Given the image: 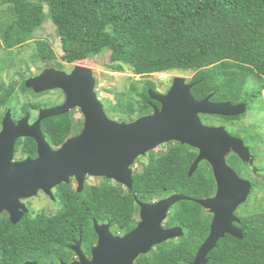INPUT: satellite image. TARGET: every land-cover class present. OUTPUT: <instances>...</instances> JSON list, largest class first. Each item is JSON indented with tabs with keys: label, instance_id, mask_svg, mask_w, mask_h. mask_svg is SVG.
Returning a JSON list of instances; mask_svg holds the SVG:
<instances>
[{
	"label": "trees",
	"instance_id": "16d2710c",
	"mask_svg": "<svg viewBox=\"0 0 264 264\" xmlns=\"http://www.w3.org/2000/svg\"><path fill=\"white\" fill-rule=\"evenodd\" d=\"M42 1L0 0V7L6 6L9 11L0 19V49L29 43L48 16L60 39L62 62H92L106 53L105 69L113 73L128 71L143 80L132 81L126 92L116 93L115 103L106 102L105 113L113 120L132 122L152 113L153 106L159 108L147 93L149 89L157 92L156 85L145 79L175 70L193 73L187 82L194 83L191 94L196 100L211 95V101L245 103L246 109L255 100L264 101V0ZM34 43L35 59L44 64V59L55 61L46 41ZM21 89L26 91L24 84ZM3 93L9 95L7 90ZM209 118L230 125L241 119ZM80 128L69 113L40 123L42 135L53 149ZM229 134L242 138L255 155L250 139L257 135L247 130ZM15 147L22 156H35L32 139H20ZM165 148L150 152L147 162L133 172L131 191L106 179L97 185H85L75 194L62 185L56 194L61 211L51 220L38 217L36 227L22 230L0 216V264L57 262L78 236L89 250L96 239L93 220L109 224L113 234H124L136 226L137 202L150 203L172 194L188 200L170 209L163 226L179 227L183 236L156 246L134 264H190L208 236L212 219L193 200L212 196L215 182L204 161L188 176L197 156L195 149L175 142ZM238 162L234 155L227 159L229 165ZM238 219L234 224L242 230V238L225 235L207 254L206 264H264V212H251Z\"/></svg>",
	"mask_w": 264,
	"mask_h": 264
},
{
	"label": "water",
	"instance_id": "95a60500",
	"mask_svg": "<svg viewBox=\"0 0 264 264\" xmlns=\"http://www.w3.org/2000/svg\"><path fill=\"white\" fill-rule=\"evenodd\" d=\"M46 62V69L27 79L24 86L36 93L59 89L65 100L59 106L41 109L32 125L28 124V115L16 125L11 123L8 114L4 117L0 130V214L7 211L12 223H16L20 198L31 197L41 190L54 199L52 189L67 183L71 177L76 179L79 193L84 189L87 176L105 178L131 191L132 166L136 159L175 142L197 151L188 176L191 177L204 161L211 168L216 188L213 197L193 200L211 214L212 219L208 236L190 264H206L207 254L225 235L242 238L241 230L233 226L239 223L234 212L245 203L251 187L226 164V157L231 153L248 164H252L253 157L240 139L232 137L223 127L205 126L200 115L242 116L246 112L245 103L214 102L210 100L211 95L196 100L191 94L194 83L174 78L165 94L152 89L147 91L159 108L153 106L152 113L132 122H118L107 116L97 99L91 68L75 65L66 73ZM74 109L83 116L80 132L58 148H51L42 135L41 121ZM21 138L34 140L36 157L13 163L14 144ZM9 168L15 171L9 172ZM183 200L188 198L172 194L152 203L137 202L140 219L135 228L123 236L113 235L109 224H98L94 220L97 241L91 248L90 258L82 254L79 240L72 248L78 260L59 264H134L139 256L148 254L154 247L183 236L181 228L163 226L170 209Z\"/></svg>",
	"mask_w": 264,
	"mask_h": 264
},
{
	"label": "rangeland",
	"instance_id": "374dc122",
	"mask_svg": "<svg viewBox=\"0 0 264 264\" xmlns=\"http://www.w3.org/2000/svg\"><path fill=\"white\" fill-rule=\"evenodd\" d=\"M30 1L43 2L42 0H30ZM43 10L44 13L46 14L47 13L46 4L44 5ZM8 13H9L8 7L6 6L0 7V19L5 18ZM41 40L46 41L50 45L52 51L55 54V61L51 63L54 69L64 72L69 70L72 71L75 65H80L92 69L96 84L94 86V91L96 92L97 99L102 103L105 111L107 110L106 102L109 101L111 103H115L117 98L116 93L126 92L130 82L132 81L134 82L143 81L139 76H134L128 71H124L123 73H113L105 69L104 64L107 63L106 53L100 56L99 58H97L96 60H93L92 62H81L75 64H68L62 62L60 60V56L62 55L60 39L57 37V35L54 32V25L52 21L48 16H46L43 25L39 29L35 30V32L33 33V40H31L29 43H26L21 47L11 49L12 51H6V50L4 51L3 49H0V84L6 85L10 80L17 79L15 77L16 74L20 75L23 81L26 77L30 75V72L34 73V69L31 68L33 65H35V69L37 71L46 69V64H44L41 60L34 58L35 56L34 42ZM8 54H13V56L10 57L8 56ZM192 75L193 73L189 71L185 72V71L175 70V71L152 74L151 76L147 77L145 80L154 82L156 85L157 92L162 93L170 86V83L174 78H184L186 81H189ZM137 85L138 87H140L141 83H138ZM61 96H60V92L58 91H54L51 93H38V97H37L38 106L40 108H46L53 104H56L57 102H60ZM25 100H26L25 95H22L21 104H23ZM201 116H206V117L201 118ZM209 117L212 116L200 115L201 118L200 120L205 126L223 127L228 133L229 131L247 130L251 134L259 135L260 138L262 137V141L258 142L257 146H255V141L250 139L251 145H253L254 148L253 152L255 153L256 158H254L255 155L254 156L251 155L250 151L249 153L253 157L252 163L255 160L254 164L261 166L264 170V101L262 98L259 100H255L252 104H250L246 109L244 115L240 116L241 119L233 122V124L231 125L230 123H228V121L224 122L222 120L212 119ZM73 118L75 122L80 123V125L81 122H83V116L81 115L80 112L74 113ZM114 120L118 121L117 118H115ZM166 145L167 144L157 147L151 152L153 153L162 152L166 149L165 148ZM149 153H147L145 156L141 157L139 160L134 162L132 166L133 172L139 169V165L141 163L145 164L147 162ZM230 154L227 155L226 159H228L231 156ZM226 164H227V160H226ZM231 166L235 168V173L241 176L239 173H243L242 172L243 168L241 169L238 168L236 164ZM251 180L254 183V186H252V189L250 188L251 190L247 196L245 203L239 205L238 206L239 208L237 207L238 209L236 208L235 210L236 213L234 212V215L237 218H239V216H243L251 212H264V183L261 182L262 181L261 178L256 177L254 175H252ZM101 182L102 179L100 178L88 180V183L90 184H100ZM208 198H211V196H209ZM156 201L158 200H155L153 202ZM136 219H138V215Z\"/></svg>",
	"mask_w": 264,
	"mask_h": 264
},
{
	"label": "flooded vegetation",
	"instance_id": "af4514ba",
	"mask_svg": "<svg viewBox=\"0 0 264 264\" xmlns=\"http://www.w3.org/2000/svg\"><path fill=\"white\" fill-rule=\"evenodd\" d=\"M6 51H12V50H6ZM8 56L12 57L13 54H8ZM44 60H45L44 62H46L47 59H44ZM70 64H75V63H70ZM46 67H47V62H46ZM31 68L34 69V73L30 72V75L28 77H26L23 81H22L20 75L16 74L15 77L17 79L10 80L6 85L0 84V130L2 129V122H3V119L6 116V114H8V117H9V119L13 125H16L18 123V121H20L26 115H28V124L32 125L37 120L38 112L41 109H45V108H39V106H38V103H37L38 93H36L32 88H25L26 91H22V89H21V85L24 84L27 79L36 77L43 71V69L40 71H37L35 69V65H33ZM66 72L69 73V72H71V70L66 71ZM171 83H170V86H171ZM170 86L165 91H163L161 94L167 93ZM3 90H7L9 95H6L5 93H3ZM54 91L60 92V96L62 95L61 100H60V102H57L56 104H53V105L46 107V108L59 106L65 100V96H64L63 92L59 89L49 90V91H45L42 93H51ZM5 95H6V97H5ZM22 95H25V98H26V100H25V102H23V104H21ZM74 113H79V110L74 109L73 111L69 112V114H73V115H74ZM50 118H54V117H50ZM81 126H82V122H81ZM80 130H81V128H80ZM78 133H76V134H78ZM76 134H73L72 136H75ZM230 135L232 137L240 139L244 143V140L242 138H238L236 136H233L232 134H230ZM21 139H26V138H21ZM18 140H20V139H17L15 141V144H14L12 162L13 163L18 162V161L24 160L28 157L35 158L36 157V149H35V156H29V155H23L22 156L21 151L15 147ZM253 140L255 141V144H256L255 146H257L258 142L262 141V137L260 138V136L257 135V138L253 139ZM244 145L248 147L251 155L254 156V154L251 152L250 147L246 143H244ZM230 155H233V154H230ZM137 160H138V158L136 159V161ZM254 162H255V160H254ZM254 162L252 164L243 163L241 161L238 163H235L238 168H240V169L243 168L242 169L243 173H239L241 176H239V175L238 176L243 180H247L250 183L251 189H252V186H254V183L251 180L252 175L261 178L262 179L261 182L264 183V170L261 166L254 164ZM229 167H231L235 171L234 167H232L231 165H229ZM2 171H4V170H2ZM8 171L12 173L15 170L13 168H9ZM89 179H97V178L96 177H90V176L85 177L84 188H85V185H97V184L88 183ZM100 179L103 180L105 178H100ZM62 185H64L63 188L65 190L68 189L72 194L79 193L77 191V181L74 177L69 178L67 183H61L58 186L60 187ZM58 186H56L55 188L52 189V194H53L54 199L50 198L47 194H45L41 190L38 191L35 195H32L31 197L20 198L18 200V202H19V205H21V206L18 207L17 212H16L17 213L16 215L18 216V221L16 223H12V221L10 219V214L7 211H3L0 214V216L3 218L4 221L7 220L12 225L18 226L17 229L23 230V229H26L27 226H35V225L37 226L38 217H42L44 219H50L53 216L57 215L61 211V204H60L58 198L56 197V194H57V191L59 188ZM215 191H216V188H215ZM215 191L211 197H213L215 195ZM235 213H236V211H235ZM138 221H139V212H138V219H137L136 225H137ZM98 224H103V223H98ZM233 226L237 229H240L234 223H233ZM4 227H7V226H4ZM92 228H93V223H92ZM93 231H94V229H93ZM125 234L126 233H124V234H113V235L123 236ZM229 236H231V235H229ZM231 237H233V236H231ZM233 238H235V237H233ZM79 240L81 241L80 250H81L82 254L85 256L86 259H89L91 248L96 244L97 235H96V239H95L94 243L89 248V250H87L85 248V246L83 245V243H82L83 240H82L81 236H78L77 239H72V244H71V246L68 247V250L65 252V254H66L65 256H61V258H59V259L57 258V262L56 261L55 262H47V263L43 262V264H59L61 262L62 263H72V262L77 261L78 260L77 253L72 248L74 247V244ZM155 248L156 247H154L153 249H155ZM27 262H36L38 264L37 261H27ZM27 262H25V263H27Z\"/></svg>",
	"mask_w": 264,
	"mask_h": 264
}]
</instances>
